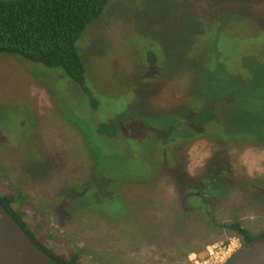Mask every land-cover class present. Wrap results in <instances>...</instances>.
Listing matches in <instances>:
<instances>
[{
    "label": "rangeland",
    "instance_id": "obj_1",
    "mask_svg": "<svg viewBox=\"0 0 264 264\" xmlns=\"http://www.w3.org/2000/svg\"><path fill=\"white\" fill-rule=\"evenodd\" d=\"M242 1L247 7L239 0H111L77 43L103 99L99 113L81 107L61 70L0 54V196L18 202L14 210L44 246L67 259L79 253L80 264H223L243 245L235 232L199 230L200 221L185 229L184 186L126 189L131 179L147 181L139 171L127 175L133 165L124 145L94 130L106 118H150L174 133L180 113L210 90L233 133L260 128L264 138V0L251 8L253 0ZM151 49L165 59L154 76ZM208 75L219 84L208 87ZM214 149L207 140L189 146L188 171L202 170ZM232 156L250 182L243 189L219 180L214 209L221 221L238 215L252 236H264V144L238 143ZM120 226L138 240H125Z\"/></svg>",
    "mask_w": 264,
    "mask_h": 264
},
{
    "label": "trees",
    "instance_id": "obj_2",
    "mask_svg": "<svg viewBox=\"0 0 264 264\" xmlns=\"http://www.w3.org/2000/svg\"><path fill=\"white\" fill-rule=\"evenodd\" d=\"M239 1L243 8L247 7L242 0ZM110 2L111 0H0V54L19 56L44 68L61 70L70 79L73 89L80 94L81 98L77 99L81 107L86 102L85 105L90 112L99 113L104 107L103 99L95 93L94 87L88 82L87 65L79 54L77 43L88 27L102 17ZM260 2L253 0L250 2V8L252 4L260 5ZM239 10L242 9H238L236 15L243 21L242 17L246 15L238 12ZM147 56L149 67L155 70L151 74L154 76L155 72L161 71L165 59L156 49L148 51ZM211 77L213 81L210 82ZM206 84L211 88L219 82L215 76L208 75ZM225 85L226 89H229L228 81ZM209 91L207 90L204 96L196 97L198 103L190 104L186 114L183 112L181 116L180 113V122L176 123L180 125L174 133L169 127L160 128L153 125L150 118H145L142 122L106 118L98 120L94 124V130L96 137L102 141H111L117 147L124 145L132 156L133 165L126 172L127 175L139 171L141 172L139 176L143 181H147V183H139L131 179L124 185L126 189L151 192L157 190L161 182H172L180 190L181 186H184L185 190H181L184 198L181 200L182 211L185 213L182 212L181 217L187 220L185 229L192 228L200 221L199 230L220 231L221 234L235 232L243 239L244 244L257 237L252 236L237 220L238 215L231 216V220L219 219L220 211L216 212L214 209V198L217 196L216 183L223 180L222 185L225 186L237 180L241 186L244 185V189L245 183L248 184L250 181L238 174L232 148L238 143L264 144L262 141L264 138H260V128L255 130L249 128L243 133H233L221 100L211 99V91ZM130 110L135 111V108L130 107L126 111ZM123 111L124 109L121 113ZM123 115L124 113L121 114ZM200 140L209 141L215 149L203 169L191 174L186 168L187 148ZM155 149L159 150L158 155ZM112 174H109L110 179L114 176ZM149 199V196H145L141 200L145 203H153ZM0 202L42 250L61 264H80L81 254L75 253L67 259L44 246L30 231L22 215L14 210V205L18 202L12 196H0ZM149 211L147 208L146 212ZM120 227L129 234L125 240L130 238L138 240L132 232V225V228ZM121 237L124 239L122 233Z\"/></svg>",
    "mask_w": 264,
    "mask_h": 264
},
{
    "label": "water",
    "instance_id": "obj_3",
    "mask_svg": "<svg viewBox=\"0 0 264 264\" xmlns=\"http://www.w3.org/2000/svg\"><path fill=\"white\" fill-rule=\"evenodd\" d=\"M0 264H61L35 243L1 202ZM223 264H264V236L244 243Z\"/></svg>",
    "mask_w": 264,
    "mask_h": 264
},
{
    "label": "built area",
    "instance_id": "obj_4",
    "mask_svg": "<svg viewBox=\"0 0 264 264\" xmlns=\"http://www.w3.org/2000/svg\"><path fill=\"white\" fill-rule=\"evenodd\" d=\"M225 262H226V261H225ZM225 262H224V263H225ZM213 263H215V264L218 263V259H215V261H214ZM213 263H211V264H213Z\"/></svg>",
    "mask_w": 264,
    "mask_h": 264
}]
</instances>
